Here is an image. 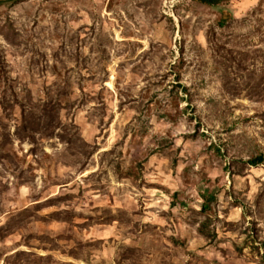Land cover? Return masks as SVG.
I'll list each match as a JSON object with an SVG mask.
<instances>
[{
  "label": "rangeland",
  "instance_id": "1",
  "mask_svg": "<svg viewBox=\"0 0 264 264\" xmlns=\"http://www.w3.org/2000/svg\"><path fill=\"white\" fill-rule=\"evenodd\" d=\"M260 156L264 0H0V264H264Z\"/></svg>",
  "mask_w": 264,
  "mask_h": 264
},
{
  "label": "trees",
  "instance_id": "2",
  "mask_svg": "<svg viewBox=\"0 0 264 264\" xmlns=\"http://www.w3.org/2000/svg\"><path fill=\"white\" fill-rule=\"evenodd\" d=\"M193 1H196L198 3H201V4L209 6V7L218 8V7H221L222 5H224L228 0H193ZM226 21H227L226 18L222 17L220 25L224 26ZM263 161H264L263 156H260L254 160H251L250 164L258 165V164H261ZM210 202H211V200H209V198L205 196L202 209H208Z\"/></svg>",
  "mask_w": 264,
  "mask_h": 264
}]
</instances>
